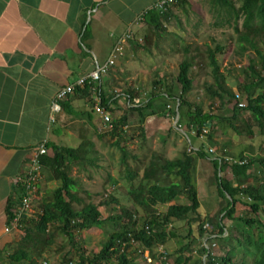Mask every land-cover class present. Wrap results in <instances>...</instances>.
<instances>
[{"label":"trees","instance_id":"16d2710c","mask_svg":"<svg viewBox=\"0 0 264 264\" xmlns=\"http://www.w3.org/2000/svg\"><path fill=\"white\" fill-rule=\"evenodd\" d=\"M205 2L206 10L213 19L211 26L232 29L239 53L252 51L255 54L254 57L247 55V70H241L243 78L236 81L237 93L245 96L247 102L245 106H239L238 95L227 85L230 70L226 73L220 70L217 55L224 53L225 46L215 42L213 38L211 40L215 43L214 47L208 43L204 44L206 47L204 53L213 78V84L206 86V93L211 99H218L217 109L228 101L231 102L232 115L226 117L205 112L189 100L186 95L194 87L190 71L195 56H188L191 44L174 35L176 38L170 45V51L172 55L179 52L183 54L175 79L179 84V90L177 92L170 88L164 92L158 90L153 92L146 102L139 100L138 95L130 88L124 87L122 92L128 98L130 110L136 111L142 117V111L152 110L157 103L166 106V108L159 107L160 113H164L170 119L176 117L175 131L184 130L185 135L191 133L199 143L184 148L174 158H167L163 153L152 151L147 156V162L141 165L139 163L138 167L132 169L126 167L121 175L128 187L123 186L117 190L126 196L127 203L119 205L115 196H109L103 203L105 205L113 203L118 207H114L112 214L106 218L102 217L100 204L79 197V180L71 175L74 166L98 168V159L95 155L97 153L92 152L85 144L78 148L51 146V152L39 158L40 171L45 174L46 181L56 183L51 190V197L39 205L36 218L26 217L24 214L19 217V229H23L25 234L19 242H15L17 247L14 251L6 256L0 251V264H38L37 259L41 258L46 248L54 242L56 233L73 240L74 231L100 228L107 221L116 223L121 220L124 221L121 229L114 230L97 253L87 255L86 251L74 244L71 250L77 253L76 264H131L128 259V249L132 246L131 239L148 249L151 257L155 259L154 249L157 245L176 237L171 230L173 223L188 219L189 227L185 238L189 239V242L178 250L175 257L176 264H187L191 258L183 256V249L187 248L198 235L202 236L204 232L202 225L207 216L202 211L198 199L195 171L198 161L210 156L212 158L209 162L214 169V180L211 184L215 186L221 202L217 214L208 224L211 223L218 229L217 237L223 254L211 255V252L202 246L199 250L206 255V258L203 262L202 258L198 259L194 264H264V155H253L247 153L249 150L246 148H241L236 155L229 157L227 149L222 147L220 153L216 148L217 142L214 141L216 135H225L226 130L229 129L234 132L236 139H239L238 143L246 139L252 141L256 136H264V74L262 73L264 0H205ZM191 8V0H179L163 13L149 10L144 16L148 32L144 34L143 39L150 44L151 35L160 37L165 24L177 19L176 10L187 14ZM199 23L198 21L194 25L195 29ZM135 42L133 44L136 47L145 44ZM257 65H260V69H257ZM100 98V105L111 117L112 130L105 134L97 132L100 138L107 136L111 139V146H116L123 152L121 164H125V146L119 143L125 138L127 116L124 113L116 114L117 109L112 107V104L117 102L116 99L110 100L111 97L105 98L101 93ZM169 100L174 103V108L168 105ZM211 105L215 108L216 102L213 100ZM92 111L94 112L93 108ZM203 129H206V133H203ZM141 136L145 139L144 129H141ZM208 144H212L215 152L217 149L220 155L213 157L207 151ZM92 154L95 156L91 157ZM246 155L249 160L244 164L230 163L226 159L240 161ZM133 159L136 160L137 157L133 156ZM228 169L232 175L231 179L225 175ZM108 178L112 187L115 186L117 181L112 176ZM24 196L25 183L19 182L6 206L7 226L11 225L17 216ZM180 196L186 198L187 202H177ZM236 204L249 209L234 216ZM159 206H165V210L159 211ZM191 214L194 216L188 218ZM138 215L143 220L141 228L138 226ZM224 220L241 222L243 230L239 232L240 236L223 239L226 230ZM229 243L231 245L228 247ZM69 253L66 252L63 256L64 261H67Z\"/></svg>","mask_w":264,"mask_h":264},{"label":"crops","instance_id":"0c3cea01","mask_svg":"<svg viewBox=\"0 0 264 264\" xmlns=\"http://www.w3.org/2000/svg\"><path fill=\"white\" fill-rule=\"evenodd\" d=\"M156 1L0 0V251L17 242L5 231L6 206L40 145L45 154L56 145L85 144L94 153H99V141L111 145V139L100 138L96 130L100 119L92 111L87 87H75L60 101L59 112L51 111V102L60 89L102 64L117 37L131 30L133 41L96 84L105 98L117 100L112 104L116 114L122 113L125 100L130 107L122 90L140 48L133 43H144L145 12ZM206 160L210 164L206 158L197 167ZM197 195L200 202L198 188Z\"/></svg>","mask_w":264,"mask_h":264},{"label":"rangeland","instance_id":"374dc122","mask_svg":"<svg viewBox=\"0 0 264 264\" xmlns=\"http://www.w3.org/2000/svg\"><path fill=\"white\" fill-rule=\"evenodd\" d=\"M192 8L187 12V14L182 11L176 10L178 13L177 19H173L165 24L164 31L160 37L156 35H151L150 44L144 41V45H140L137 49V55L132 61V64L128 66L129 76L128 84L125 86L134 90L135 94L138 95V99L149 98L153 92L158 90L166 91L170 90L177 92L179 90V84L176 82V75L178 73V65L183 59V54H173L170 51V45L175 42V36L178 35L186 43L191 44V50L188 56H195L193 67L191 68L190 75L194 80V87L192 91L186 95L195 105L200 106L203 111L211 112L213 114H220L222 116L232 115V103L224 104L217 109L219 102L218 99H211L206 93V86L213 84V78L211 76V69L208 66L206 54L204 53L206 47L205 43L210 44L211 47L215 46L211 38L215 42L225 46L224 53L218 54L217 59L220 64V70L226 73L230 70V76L227 77V85L238 95V102L240 104H246L245 96L237 93V80H241L242 71L247 70L248 57H254L255 54L252 51H248L244 54H240L235 43V35L232 29L228 27L215 28L211 26L213 19L211 14L206 10L207 3L205 0H191ZM199 23L197 28L194 25ZM142 33L140 36H143ZM143 39V38H142ZM147 45V46H146ZM145 47V49L143 48ZM196 48V49H195ZM198 49V51H196ZM175 53V52H174ZM198 54V55H197ZM257 69H260V65H257ZM248 72V71H247ZM264 74V70L262 71ZM161 82V84H157ZM216 102L215 108H212L211 102ZM171 108H174V103L172 101L167 102ZM160 103H157L152 110L142 111L143 117L136 111L130 110L126 103L123 102L122 113L127 116V129L125 133V138L120 140V145L125 146L126 158L125 164H121V158L123 152L116 146H103L104 141H99L100 148L97 155L98 168H93L87 166L86 168L72 167L71 175L76 177L79 181L78 195L83 200H89L95 204H100L99 209L101 211L102 217L106 218L111 215L113 208H117L115 204L105 205L103 202L107 201L109 196H115L119 205L126 204L127 198L122 194L121 191L117 190L123 186L128 187L125 179L122 177L121 172L125 168L138 167L139 163L147 162L148 155L152 151H157L163 153L167 158H174L180 154L184 148H190L195 141L194 135L186 134L184 135V130L175 131L176 119L167 118L164 113H160ZM166 108V106L164 107ZM162 110V109H161ZM153 112V113H152ZM157 114V115H156ZM144 116H146L144 121ZM141 129L146 132V137L143 139L141 136ZM227 134L219 135L215 137L214 141L217 142L216 148L221 153L220 149L225 147L227 149V156L233 157L236 155L241 148H246L249 150L247 153L253 155H264V136H256L250 141L246 139L242 143H238L239 139H236L234 132L229 129L226 130ZM250 138V137H249ZM108 137L105 139L107 140ZM226 139V140H225ZM108 141H110L108 139ZM238 141V142H237ZM209 145V144H208ZM213 146L212 144H210ZM214 148V146H213ZM216 149L215 154L220 155ZM215 150V148H214ZM94 154L91 155L95 156ZM133 156L137 159L134 160ZM210 158H212L210 156ZM140 160V161H139ZM242 160L245 163L249 160L248 156H243ZM143 161V162H142ZM207 163V168L205 167ZM213 166L208 164V160L198 165L195 171V178L198 190H200V202L202 211L206 213L205 222H210L217 214L220 208L221 198L217 195V190L212 181L213 176ZM228 179L232 178L231 173L226 172ZM108 176H112L117 183L112 187ZM56 185L54 182L46 181L45 174L43 171L39 173L38 179L36 178L35 184L31 187V192L29 194L30 199L27 201L28 208L24 212L26 217L36 218L37 210H39V205L51 197V190ZM87 192V193H86ZM28 196V198H29ZM179 203H186L187 200L183 196L178 197ZM236 211L234 216L242 214L243 210L249 209L241 204H236ZM165 206H159V211H164ZM23 215V214H22ZM194 215H189L188 218H192ZM138 226L139 228L143 225V220L140 215H138ZM19 220V219H18ZM123 220L117 221H107L105 225L100 228L93 227L89 230H81L73 232V240L64 238L63 235L58 233L55 234L54 242L49 245L41 258L37 259L38 264H76L77 263V253L71 250V247L75 244L86 251L87 255L97 253L104 241H106L109 235L114 230H120L123 224ZM225 233L223 239H228L232 237L240 236V231H242V224L236 220H224ZM20 222L16 226H9V231L7 233L12 234L13 238L19 242L24 236L25 232L23 229H19ZM188 219L177 221L173 223L171 230L176 234V237H172L167 240L164 244H159L158 247L154 249L156 258H152L154 263L151 264H176L175 257L178 250L189 242L186 239V234L188 230ZM197 230V228H195ZM202 236L198 235L195 240H193L187 248L183 249V256L190 257V261L187 264H194L196 260L201 259L202 262L205 260L206 255L200 252L202 247V242L211 247V255L222 256L220 251V241L218 235V229L209 223L208 229H203ZM198 233V232H197ZM206 238V239H205ZM215 243V246L212 244ZM231 243L228 244V247ZM140 244L133 245L128 249V259L131 264H148L146 259L147 251H140ZM17 247L14 243L11 247H8L3 251V255H8ZM161 250L162 253L158 254ZM160 251V252H161ZM66 252H70L67 256V261L63 260V256ZM162 257L163 260L158 259ZM239 258V257H238ZM156 260V261H155ZM199 264V263H198Z\"/></svg>","mask_w":264,"mask_h":264},{"label":"built area","instance_id":"2783aa9c","mask_svg":"<svg viewBox=\"0 0 264 264\" xmlns=\"http://www.w3.org/2000/svg\"><path fill=\"white\" fill-rule=\"evenodd\" d=\"M179 0H158L156 1L151 10L158 11L159 13L165 12L170 6L173 4H176ZM148 12V11H146ZM145 12V13H146ZM133 39V34L131 30H127L125 33H123L121 36H118L115 44L113 45L112 50L109 53L108 58L100 65H97L95 69L90 71L88 74L85 76L80 77L75 83L73 84H68V86H65L64 88L60 89L54 96L52 102H51V111L53 113L59 112L60 111V101H62L68 94H71L74 92L75 87L78 88H85L87 87L90 96H91V103H92V108L99 116L100 122L97 128V131L99 133H109L112 130V123H111V117L109 113L100 105V91L98 86L96 85L101 81L102 76L106 75L109 73L110 69L113 68L117 62V60L122 56L124 53V49L126 47V44ZM240 106H245L244 104H240ZM169 107V106H167ZM172 119H176V117H172ZM54 116L51 117V122H54ZM203 133H206V129H203ZM207 151L210 154H215V150L213 148H207ZM46 150L44 148V145H40L35 154H33L32 159L30 160V169L28 170L26 177L24 181L22 180L23 183H25V196L22 198V205L19 208V211L17 212V216L13 219L11 227L16 226L18 224V219L19 217L24 214V212L28 208V203L27 201L30 199V192H31V187L35 184L36 178L38 179L39 173H40V161L39 158L41 155L45 154ZM230 163H238V164H244V160H234L232 158H226ZM29 196V198H28ZM9 226L5 228V231H9ZM171 227V225L169 226ZM203 229H208L209 224L208 222H204L202 225ZM147 230V228H146ZM206 239V238H205ZM131 245H139L138 242L134 241L131 239L130 241ZM202 246L206 247L208 251H210L209 245H206L204 242H202ZM212 246H215V243L212 244ZM147 251L142 245L140 246V251ZM161 251V250H160ZM158 248V254L162 253L160 252ZM163 254V253H162ZM164 257V256H162ZM161 256L158 259L163 260ZM146 259L147 263L151 264L154 263L147 251L146 253Z\"/></svg>","mask_w":264,"mask_h":264},{"label":"clouds","instance_id":"9594fccd","mask_svg":"<svg viewBox=\"0 0 264 264\" xmlns=\"http://www.w3.org/2000/svg\"><path fill=\"white\" fill-rule=\"evenodd\" d=\"M171 228V227H170ZM132 247V246H131ZM144 247V246H143ZM157 247H158V245H157ZM146 249V248H145ZM147 251H148V253H149V250L147 249ZM149 255H150V253H149ZM150 257H151V255H150ZM156 261V260H155Z\"/></svg>","mask_w":264,"mask_h":264}]
</instances>
